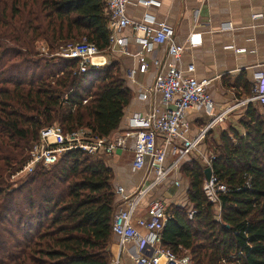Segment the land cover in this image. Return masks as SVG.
I'll list each match as a JSON object with an SVG mask.
<instances>
[{"label":"trees","instance_id":"obj_1","mask_svg":"<svg viewBox=\"0 0 264 264\" xmlns=\"http://www.w3.org/2000/svg\"><path fill=\"white\" fill-rule=\"evenodd\" d=\"M14 20L17 34L0 36V231L11 242L0 264H108L115 194L101 156L64 152L14 186L5 175L46 125L97 138L117 128L130 92L115 62L77 75L74 59H34L29 49L37 38L84 39L105 51L104 0H0V32ZM239 124L244 133L223 131L210 163L225 186L216 205L203 194V168L182 166L188 203L170 207L161 244L191 264H264V115L249 105Z\"/></svg>","mask_w":264,"mask_h":264},{"label":"crops","instance_id":"obj_2","mask_svg":"<svg viewBox=\"0 0 264 264\" xmlns=\"http://www.w3.org/2000/svg\"><path fill=\"white\" fill-rule=\"evenodd\" d=\"M255 14L261 16L253 19ZM145 15L152 19L148 24L150 26L166 23L174 29V41L184 47L179 66L192 64L197 79L210 81L207 92L213 102V111L209 115L204 109L190 108L185 114L184 137L194 139L201 129L211 124L212 119L221 117V120L209 127L193 152L179 159L174 171L162 184L141 199L135 218L145 214L146 205L152 199L166 202L169 213L171 206L188 203V182L181 172L183 164L193 160L203 169L208 168L207 161L220 144L223 131L235 129L244 133L239 121L245 117L249 105L259 112L258 103L250 98L256 73H264V0H130L126 7L127 18L133 23H141ZM191 34L196 35L193 46L187 41ZM136 35L131 26L115 32V38L124 42L121 45L108 44V48L102 52L104 54L100 55L99 52L88 65L96 67L115 62L130 92L119 124L110 132L109 138L127 133L131 129L129 125L133 115L146 113L160 104V95L152 90L159 69L152 64L150 55L154 53L162 62L173 61L165 53L163 45H153V52L147 54L136 40L141 32ZM143 54L148 67L144 72H139V56ZM130 70H136L132 79L127 78ZM142 95H146V98L142 99ZM133 147L134 138L129 136L124 148L104 157V163L111 171L109 182L113 194L122 188L125 195H131L153 177L149 167L132 169ZM167 151L166 164L177 158L172 146ZM113 202L115 215L124 201L115 194ZM111 240L117 242L115 236ZM126 248L123 251L124 264H132L130 256L134 255L135 248L132 244Z\"/></svg>","mask_w":264,"mask_h":264},{"label":"built area","instance_id":"obj_3","mask_svg":"<svg viewBox=\"0 0 264 264\" xmlns=\"http://www.w3.org/2000/svg\"><path fill=\"white\" fill-rule=\"evenodd\" d=\"M129 3L130 0H104L108 44L121 45L124 41L117 40L115 32L131 26L137 35L141 32V36L136 37V40L147 54L153 52V45L165 47V53L173 59L172 62H162L153 55L154 53L150 55L152 64L159 69L152 90L160 95V104L153 106L146 113L133 115L129 125L131 129L115 138L93 137L82 129L62 132L59 126L47 125L38 131L35 141L30 144L27 151V159L19 170L26 175L36 166L48 168L56 162L60 154L70 150H79L89 155L109 156L116 150L124 148L127 137L132 136L134 138L132 169L141 170L149 167L153 177L131 195H125L122 188L115 191L116 195L122 197L124 204L112 216L111 235L117 238L120 251H126L129 244L134 246V255L130 256L132 264H191L188 254L178 256L161 244L162 229L170 217L166 202L152 199L147 203L143 216L135 218V213L141 199L167 179L176 168L179 159L193 152L209 127L221 120V117L212 119L211 124L201 129L194 139L184 137L185 114L190 108L204 109L209 115L213 111V102L207 92L210 81L197 79L192 64L186 67L179 66L184 47L174 41V29L170 25L157 23L156 26H150L148 24L152 19L146 15L141 23L131 22L126 16V7ZM260 16L255 14L252 18L257 19ZM195 36L192 34L188 36L190 46L194 45ZM59 49L55 53L56 56L76 61L73 73L77 75L84 72L91 59L99 54L96 46L84 39L68 41L60 45ZM147 67L145 55H140L137 71L144 72ZM135 71L130 70L127 78L132 79ZM252 91L250 100L258 103L259 112L264 115V73H256ZM141 98H146V95H142ZM84 102L85 100L81 101ZM170 146L173 154L177 153V158L166 164L167 149ZM213 158L211 156L207 161L209 168ZM202 191L206 199L216 205L218 193L224 192L225 186L217 184L211 170L209 180H204Z\"/></svg>","mask_w":264,"mask_h":264},{"label":"rangeland","instance_id":"obj_4","mask_svg":"<svg viewBox=\"0 0 264 264\" xmlns=\"http://www.w3.org/2000/svg\"><path fill=\"white\" fill-rule=\"evenodd\" d=\"M13 27H17L15 20L13 21L11 27L9 26L6 28L5 31L0 32V36L3 37L2 39L5 42H8L10 40V38L12 39V37L15 34H17L16 32L12 33L11 28H13ZM22 32H23V29L21 28V31H18V33L21 34ZM23 34H25V33H23ZM76 39H78V38H76ZM25 40H28V38L26 37ZM62 42L63 41L55 42V43L51 44L47 40H44L42 38H37L31 43V47H29V49L31 50V52H33L32 57L34 59H39V58L53 59L52 61L56 62L57 59L64 60V59H61L55 55V53L60 50L59 46L62 44ZM103 54L104 53L100 52V55H103ZM97 55H99V54H97ZM104 65H106V63ZM104 65L96 66L95 68L99 69V68L103 67ZM52 124H54L55 126H59L55 122ZM44 127H47V125ZM44 127H42V128H44ZM62 132H65V131H62ZM213 153L215 154V152H213ZM97 156H99V155H97ZM101 157L103 158V161L106 160V158H104L106 156H101ZM20 171L21 170H19V169L13 170V171H6L5 175L7 178L6 179L7 183H10V184H12V186H14V185H16V183H18V181H20L24 177H26L27 174L25 175L23 173H20ZM215 209L218 211L217 208H215ZM13 238L16 239V236L14 235ZM9 245H11V242H10L9 236L7 235V232H6V234H4L0 231V252L3 251L5 246H9ZM105 251L108 253V264H124V261H123V253L124 252L119 250V246H118L117 242L112 241L110 239L109 242L105 246ZM183 254H187V253H183Z\"/></svg>","mask_w":264,"mask_h":264},{"label":"water","instance_id":"obj_5","mask_svg":"<svg viewBox=\"0 0 264 264\" xmlns=\"http://www.w3.org/2000/svg\"><path fill=\"white\" fill-rule=\"evenodd\" d=\"M203 174H204V178L205 180H209L210 178V175H211V169L208 167V168H204L203 169Z\"/></svg>","mask_w":264,"mask_h":264}]
</instances>
